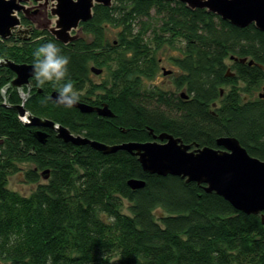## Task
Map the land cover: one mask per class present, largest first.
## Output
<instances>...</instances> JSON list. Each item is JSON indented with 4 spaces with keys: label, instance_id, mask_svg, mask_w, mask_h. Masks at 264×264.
<instances>
[{
    "label": "trees",
    "instance_id": "16d2710c",
    "mask_svg": "<svg viewBox=\"0 0 264 264\" xmlns=\"http://www.w3.org/2000/svg\"><path fill=\"white\" fill-rule=\"evenodd\" d=\"M93 11L87 22L95 34L93 44L58 43L69 58L68 75L53 82L52 90L68 79L75 92L94 88L89 59L96 58L93 51L102 46L106 30L115 28L118 45L105 83L115 91L107 96L114 116L58 104L47 87L33 89L25 104L31 114L106 144L152 140L150 128L199 146L217 147L218 137L233 136L264 160V99L256 94L264 86L263 31L254 24L240 28L179 0H113ZM153 14L156 24L150 22ZM179 40L184 45L180 55L171 57L173 84L188 98L152 84L159 52ZM36 47L18 51L0 41V55L34 63ZM13 76L0 66V261L264 264L261 215L237 210L196 182L150 174L125 150L104 154L89 145L66 143L52 128L44 129L49 134L40 142L36 127L23 123L13 107L22 104L17 89L10 86L9 100L3 99L2 88ZM22 163L33 165L24 172L26 181L36 184L28 195L9 187ZM130 179H143L145 186L133 189Z\"/></svg>",
    "mask_w": 264,
    "mask_h": 264
},
{
    "label": "water",
    "instance_id": "95a60500",
    "mask_svg": "<svg viewBox=\"0 0 264 264\" xmlns=\"http://www.w3.org/2000/svg\"><path fill=\"white\" fill-rule=\"evenodd\" d=\"M23 1L27 0H0V36L2 38H8L12 30L21 25V19L17 12L23 11L25 14L29 12V9L22 4ZM53 1H56L52 7V14L56 16V24L49 30L62 43H68L78 37H72L70 32L78 27L80 21L92 19L96 4L104 6L113 4V0ZM179 1L192 9H206L240 28L254 24L257 29L264 32V0ZM37 12L35 11L33 14ZM33 14L30 16L32 20H34ZM241 61L244 62L247 59L244 58ZM252 63L251 61L250 64ZM0 65L8 66L16 73L12 79L14 87L23 86L28 83L30 77L35 75L33 64L3 60L0 61ZM91 70L96 74L102 72V69L96 66H92ZM170 72L164 69V74ZM228 75L233 76L234 73L229 69ZM57 95L58 91H54L51 99L64 105L57 100ZM221 95H223V89ZM182 96L185 94L182 93ZM259 97L264 99V86L259 92ZM24 101L25 98L23 103ZM23 103L13 107L18 112L19 118L28 126L52 128L57 132V137L64 142L78 146L89 145L104 154L125 150L138 158L144 171L161 176L169 174L179 176L186 182L203 185L206 192H215L224 197L237 210L246 214L261 215L264 223V160L251 155L236 137H218L216 139L217 147L199 146V144L186 143L181 137L169 132L156 133L153 128H150L149 133L152 140L106 144L75 135L69 128L57 124L51 119L34 116L28 113L24 107L25 103ZM71 106L85 113L97 112L103 116H114L107 104L95 107L76 100ZM26 113L29 114L27 117ZM34 135L42 143L46 142L48 136L43 130L36 131ZM42 174L47 179L49 170L43 171ZM128 184L133 189L142 188L145 186V180L130 179Z\"/></svg>",
    "mask_w": 264,
    "mask_h": 264
},
{
    "label": "flooded vegetation",
    "instance_id": "af4514ba",
    "mask_svg": "<svg viewBox=\"0 0 264 264\" xmlns=\"http://www.w3.org/2000/svg\"><path fill=\"white\" fill-rule=\"evenodd\" d=\"M42 2H43L42 0H27V1H23L22 4L26 5L27 9H29L27 4H31L30 6L32 7V6H37L38 4H42ZM51 9H52V7H51ZM35 11H39V9L38 10L29 9V12L26 14L23 11L17 12L19 18L21 19V25L17 26L15 29H13L11 35H9L8 38L4 39L0 36V41L5 42L8 46H10L14 49H17L18 51H20L22 48L27 49L28 46H33V45L38 46L45 41H54L57 45H58V43H62L61 41L56 39V37L51 33V31L43 30V29L40 30V29L35 27L33 20L30 17V16H32L33 12H35ZM42 11H45V10H42ZM51 14H52V10H51ZM53 16H55V15H53ZM90 20L80 21L78 27L74 28L70 32V35L72 37L73 36H78V37H76V39H74L68 43H62V44L63 45H73L78 41H81L80 43L84 47L93 44L95 41V34L93 33V31L91 29H89L90 28L89 25H87V22H89ZM104 26H108V25H104ZM112 33L114 34V36H112L113 35ZM105 34L106 35H105V39L102 41V46L100 48L94 49V51H93V53H95L94 56L96 58H90L89 59V68H90L89 75H90V79H91V85L95 86V87L96 86H100V87H98V88L94 87L92 89L84 88L80 91L78 90L76 93L79 95L78 97H81L80 98L81 100H79V99H77V100L82 102V103L89 104V105L95 106V107H102L104 104H107L109 106V108L111 109V107L108 103V100H107L108 99L107 96L112 95V93H115V91H114V89L106 88L105 83L108 81L109 78L105 79V80L103 79L101 82H98L95 79L96 77H99L101 75V73L104 71L105 68L108 69L109 59L114 58V56L116 54V47H117L118 43H117V40L115 38V35H116L115 34V28L111 27V29H109L108 31L106 30ZM38 41H40L41 43H39ZM3 60L14 61L15 63L33 64L31 62H26V61H15L13 59H10L8 57L0 55V61H3ZM95 60H99V62H102L103 65L102 66L97 65ZM234 60H237V59H234ZM0 66L5 67L7 70H10L11 72H14L8 66H5V65H0ZM92 66H96L98 68H101L102 72L99 74L94 73L91 70ZM164 69L167 71H171L168 74L173 75V79H174L175 71L173 69L168 70L167 67L165 66V68L163 67V69H162L163 74H164ZM15 76H16V73L14 72L13 78ZM35 82H36V75L30 77L28 83L24 84L23 86L15 87L17 89L18 93L20 94V97L22 98V102H23V96L21 94L22 91L26 93V103L29 100V98L31 97L32 91L35 88H38L39 92H43L45 87H47L46 92L51 91L49 93L50 98H51L52 93L54 91H57V90H52L53 82H55V80L45 81L42 85H36ZM103 85H105V86H103ZM10 86H13L12 80L10 83H7L2 88L3 99H5L6 101L9 100V92H10L9 88H10ZM180 90H182V89H180ZM173 91H174V93L180 94L181 96H182V93H184L185 94V96H183L184 98H188V96H189L186 94L185 90H183V92H180V93H177L176 90H173ZM8 105L11 106L10 104H8ZM27 111H28V113L31 114V112L28 109H27ZM91 113H96L100 117H106V118L111 117V116L99 115L97 112H91ZM45 128L50 129L49 127H40V128L36 127L35 132L38 130H43L48 135L49 132L47 130H44ZM73 134L83 136L82 134H76V133H73ZM127 141H129V140H127ZM115 144H118V143H115Z\"/></svg>",
    "mask_w": 264,
    "mask_h": 264
},
{
    "label": "rangeland",
    "instance_id": "374dc122",
    "mask_svg": "<svg viewBox=\"0 0 264 264\" xmlns=\"http://www.w3.org/2000/svg\"><path fill=\"white\" fill-rule=\"evenodd\" d=\"M42 1H43L42 4H38L37 6L31 7L30 6L31 4H27V6L29 7V9H32V10H34V9L38 10L39 9V11L36 14H33V17H34L33 23H34L35 27L40 29V30L43 29V30L50 31L49 28L54 27L56 24V16H53V14H51V10H52L51 7L54 6L56 1H53V0H49L47 2L45 0H42ZM24 6L26 7V5H24ZM42 10H45V11H42ZM154 14L151 16V20H150V22L152 24H156L158 21V17H156ZM40 22H41V24H40ZM112 36H114V34ZM183 45H184V43L179 40L175 43L174 48L168 47L165 50L162 49V51L159 52V57H160L159 71H158L157 77L152 81L153 85L155 84V85H157L160 88L165 89V90H176L177 93L183 92L184 89L179 90V89H176L174 87V85L172 83L173 82V75L163 74V70H162L163 67L165 68V66H166L168 70L173 69L174 71H176V68L173 64V61H171V57L180 55V53H181L180 48ZM227 63L231 64L232 61L227 60ZM108 78H110V70H109V68L108 69L105 68L104 71L101 73V75L99 77H96L95 79L98 82H101L103 79L105 80ZM224 87L226 88V86H224ZM260 91H258L256 94H258ZM24 103L26 104V102H24ZM28 115L29 114L26 113V117ZM19 167L22 170L13 174L10 177L9 187L15 191L20 192L21 194L28 195L36 188V184L27 182L26 178L24 176V172L27 169H29L30 167H33V165L30 163H22L19 165ZM0 264H6V262L0 261Z\"/></svg>",
    "mask_w": 264,
    "mask_h": 264
},
{
    "label": "clouds",
    "instance_id": "9594fccd",
    "mask_svg": "<svg viewBox=\"0 0 264 264\" xmlns=\"http://www.w3.org/2000/svg\"><path fill=\"white\" fill-rule=\"evenodd\" d=\"M33 57V68L38 85H42L45 81H61L67 77L69 58L61 54L54 41H45L38 45ZM77 99L78 94L74 91L71 80L68 79L58 89L57 100L65 106H71Z\"/></svg>",
    "mask_w": 264,
    "mask_h": 264
}]
</instances>
